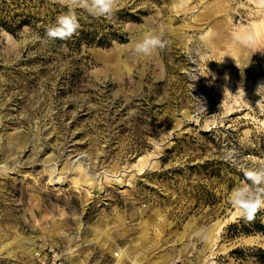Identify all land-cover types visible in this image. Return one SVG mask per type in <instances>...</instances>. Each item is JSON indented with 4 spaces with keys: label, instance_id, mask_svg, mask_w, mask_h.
I'll list each match as a JSON object with an SVG mask.
<instances>
[{
    "label": "rangeland",
    "instance_id": "obj_1",
    "mask_svg": "<svg viewBox=\"0 0 264 264\" xmlns=\"http://www.w3.org/2000/svg\"><path fill=\"white\" fill-rule=\"evenodd\" d=\"M67 11L0 0V264H264L219 158L264 164V0H119L33 39ZM146 31L169 45L135 54Z\"/></svg>",
    "mask_w": 264,
    "mask_h": 264
},
{
    "label": "clouds",
    "instance_id": "obj_2",
    "mask_svg": "<svg viewBox=\"0 0 264 264\" xmlns=\"http://www.w3.org/2000/svg\"><path fill=\"white\" fill-rule=\"evenodd\" d=\"M56 2L66 7L68 11L59 15L55 23L47 27L44 37L36 34L33 37L35 41L48 43L56 40H68L73 37L80 28L76 13L77 8L85 10L97 19H111L118 10L119 4V0H56ZM237 39L247 44L253 42L250 35L237 37ZM169 43V41L163 39L162 35H158L153 31H146L142 39L135 43L132 51L146 57L157 50H164ZM195 99L198 101L195 108V118L198 119L200 114L206 111V108L202 99L197 97ZM238 157V150L235 147L228 146L223 147L219 155L223 162L243 171L245 182L231 189L229 202L234 209L238 210L240 217L246 221H253L259 212L264 211V164L253 168H240L237 163ZM196 236L206 241L208 238L207 229H200Z\"/></svg>",
    "mask_w": 264,
    "mask_h": 264
},
{
    "label": "bare ground",
    "instance_id": "obj_3",
    "mask_svg": "<svg viewBox=\"0 0 264 264\" xmlns=\"http://www.w3.org/2000/svg\"><path fill=\"white\" fill-rule=\"evenodd\" d=\"M25 135V134H24ZM117 255V261H116V264H120V262H122L123 258H124V255H125V250H120L116 253Z\"/></svg>",
    "mask_w": 264,
    "mask_h": 264
}]
</instances>
